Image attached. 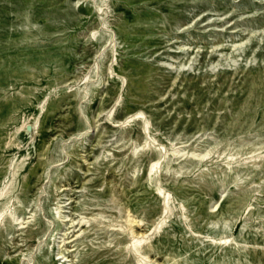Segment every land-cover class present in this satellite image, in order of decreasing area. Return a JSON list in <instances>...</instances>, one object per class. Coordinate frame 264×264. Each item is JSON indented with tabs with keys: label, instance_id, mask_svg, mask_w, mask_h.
<instances>
[{
	"label": "rangeland",
	"instance_id": "rangeland-1",
	"mask_svg": "<svg viewBox=\"0 0 264 264\" xmlns=\"http://www.w3.org/2000/svg\"><path fill=\"white\" fill-rule=\"evenodd\" d=\"M0 264H264V0H0Z\"/></svg>",
	"mask_w": 264,
	"mask_h": 264
},
{
	"label": "bare ground",
	"instance_id": "bare-ground-1",
	"mask_svg": "<svg viewBox=\"0 0 264 264\" xmlns=\"http://www.w3.org/2000/svg\"><path fill=\"white\" fill-rule=\"evenodd\" d=\"M136 115V114H135ZM135 115H131L128 119H130V118H132V117H134ZM154 166V165H153ZM152 166V167H153ZM166 198V197H165ZM137 242H139V241H137V240H135L133 243H132V245L134 246V247H136V243Z\"/></svg>",
	"mask_w": 264,
	"mask_h": 264
}]
</instances>
